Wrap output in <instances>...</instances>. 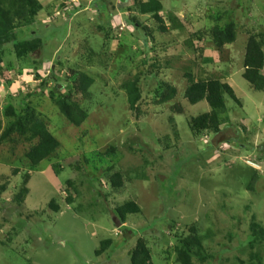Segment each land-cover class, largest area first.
Segmentation results:
<instances>
[{
	"label": "rangeland",
	"instance_id": "1",
	"mask_svg": "<svg viewBox=\"0 0 264 264\" xmlns=\"http://www.w3.org/2000/svg\"><path fill=\"white\" fill-rule=\"evenodd\" d=\"M38 1L43 8L31 30L19 19L13 25L17 39L33 34L42 39L41 62L36 54L17 58L12 43L5 45L1 64L15 77L20 73L21 82L0 85V112L7 104L19 111L18 105L31 101L60 147L33 167L24 157L29 141H0V185L8 180L0 193V264H129L139 237L149 246L152 264H179L175 245L191 225L205 258L194 257L196 264H259L254 252L264 264V241L249 242L251 226L264 229V93L253 91L242 77L248 37L264 34V0H159L166 33L150 15L119 0ZM101 4L108 10L102 9V29L97 17ZM173 18L183 27L171 28ZM215 26L235 28V41L221 51L210 37ZM197 32L202 36L193 39V47L185 45ZM56 48L61 67L52 56ZM52 64L61 93L70 69L94 80L91 99L76 96L87 113L77 127L51 102L48 91L54 83L46 82L47 93L38 88L42 80L35 73ZM185 73L195 80L228 83L239 99L240 106L225 95L217 135L191 133L189 119L210 108L205 101L184 99ZM127 80L139 81L136 116L121 88ZM162 82L177 93L158 104L155 89ZM27 88L34 96L25 102ZM174 103L185 112L173 113ZM5 123L0 116V134ZM14 169L19 171L15 176ZM114 172L122 175L120 188L110 184ZM26 173L29 193L20 205L13 196ZM253 173L258 179L249 191ZM68 196L73 203H66ZM52 199L58 212L48 206ZM125 201H134L141 212L122 222L114 209ZM105 239L112 244L95 256Z\"/></svg>",
	"mask_w": 264,
	"mask_h": 264
},
{
	"label": "trees",
	"instance_id": "2",
	"mask_svg": "<svg viewBox=\"0 0 264 264\" xmlns=\"http://www.w3.org/2000/svg\"><path fill=\"white\" fill-rule=\"evenodd\" d=\"M122 4L134 5L137 12L141 15H150V17L157 23V27L160 33H166L169 29L164 23L161 11L162 5L159 0H146L138 1L135 0H119ZM107 2V1H106ZM118 2V0H117ZM119 2V4H120ZM102 5V4H101ZM104 5L101 9L103 11H108ZM100 8V6H98ZM130 6H127V10ZM43 6L38 0H0V76H5L7 68L3 67L1 64V55L5 45L12 43L13 53L16 54L17 58L30 57L36 54L39 61L42 56V46L43 42L40 37L36 34L27 36L28 38H23L22 40L17 39L14 35V25L15 19H19L23 26H31L34 22L36 14L42 10ZM100 12V10H99ZM99 12H97L99 14ZM111 15V14H110ZM125 23L134 26L129 19H125ZM171 28L179 29L183 27V24L177 19H171ZM100 29L105 26V24L99 23ZM135 27V26H134ZM29 27L28 29H32ZM120 28V26H119ZM27 29V30H28ZM112 30V28H111ZM200 32L190 34V38L184 41L185 45L188 47H193V39H200L202 35ZM210 37L215 45V47L221 51L226 45H230L235 41V28L233 26L218 27L215 26L210 29ZM147 39V38H146ZM145 39V41H146ZM264 34L259 33V35H250L246 41L245 52L243 57V73L242 77L246 80L250 88L255 92L264 93ZM39 56V57H38ZM32 57L31 59H33ZM35 57L33 61H37ZM41 62V61H40ZM56 66L62 65L61 59L55 60ZM50 74L46 77L38 72L35 73L36 78L42 80L41 85L38 87L45 93L46 82L51 80L54 84L52 89L48 91L49 98L51 102L57 107L59 113L66 119V121L72 126L81 125L87 113L85 108L80 102L76 100V96L80 95L82 99H91L90 87L93 85L94 80L88 74L77 69H70L68 77H65V92H60L58 89V84L60 77L55 75L54 70L48 66ZM187 85L183 92L184 99L189 104H196L201 101H205L209 106V111L199 114L197 116L191 117L188 121V126L192 134H199L203 131H209L217 135L221 132L220 129V116L225 113L226 106L224 97L227 95L234 103L240 106V101L236 97L232 87L225 82H221L219 79H204L195 80L191 73H185ZM37 86V85H36ZM121 88L126 93L127 103L131 112H134L135 116L139 114V102L141 100V89L139 87L138 80H127L122 85ZM24 101L34 93L30 94L28 89ZM177 89L169 84L162 82L159 84L157 89H155V94L157 97V103L163 104L167 103L176 96ZM20 95V93L18 94ZM9 98V97H8ZM25 106H19V111L16 110L15 106L12 104H7V106L0 112V116L6 120L4 128L0 134V141L9 140L11 142H16L19 139L27 140L30 142L29 148L25 151L24 157L29 161L30 165L35 167L39 163L48 159L53 155L58 148L60 143L57 138L48 130L47 124L41 117L38 109L31 105V101H28ZM171 111L175 114H183L185 112L183 106L179 103H174L170 107ZM174 114V115H175ZM171 124L174 125L175 119L171 118ZM174 122V123H173ZM175 126V125H174ZM174 135L177 132L174 130ZM160 141V140H159ZM54 172L59 174V171L55 165ZM18 170L14 169L13 176L18 174ZM258 179V175L253 173L249 184L247 185V190L253 191V185ZM8 181V180H7ZM7 181L0 185V193H3L7 188ZM29 181V175L26 173L22 177L21 185L18 192L13 196V201L17 204H22L25 200L26 195L29 193V188L27 186ZM110 184L113 188H120L123 185V179L120 172H114L109 176ZM66 184L73 187V182L67 180ZM66 203H73L71 196L66 198ZM50 209L54 212H58L59 206L50 200L48 203ZM115 213L118 215L120 220L124 222L128 215L139 214L141 212L139 206L134 201H125L121 205H118L114 209ZM251 235L249 236V242L253 240L264 241V229L257 230L256 227L251 226ZM112 244L110 239L102 240L99 244L98 249L95 250V256L102 255ZM252 244V243H251ZM176 253V260L179 264H196L193 258H198L199 260H204L202 255L203 246L198 235L197 228L191 225L188 228V234L185 237H181L179 245H175L174 249ZM253 258L257 259L259 264H261V258L257 252L253 253ZM129 264H152L151 253L146 240L139 237L135 240L132 249L129 252Z\"/></svg>",
	"mask_w": 264,
	"mask_h": 264
},
{
	"label": "built area",
	"instance_id": "3",
	"mask_svg": "<svg viewBox=\"0 0 264 264\" xmlns=\"http://www.w3.org/2000/svg\"><path fill=\"white\" fill-rule=\"evenodd\" d=\"M122 29V27H120ZM14 73L12 71H8L7 73H5V76H0V85L4 88L5 84H9V87L11 86V84L15 83V82H21L20 77L21 75L19 73H16V77L13 75ZM49 74V70H45L43 76H47ZM28 90V88L26 89ZM8 92H5V96L8 95ZM252 164V163H250Z\"/></svg>",
	"mask_w": 264,
	"mask_h": 264
},
{
	"label": "crops",
	"instance_id": "4",
	"mask_svg": "<svg viewBox=\"0 0 264 264\" xmlns=\"http://www.w3.org/2000/svg\"><path fill=\"white\" fill-rule=\"evenodd\" d=\"M95 6H96V5H95ZM102 7L104 8V5H101V6H100V9H101ZM98 12H99V11H98ZM104 12H105V11H104ZM102 15L104 16L103 11H102V9H101L100 12H99V14H97V17H98V19L100 20L99 23H102V20H103V16H102ZM101 17H102V18H101ZM104 20H105V19H104ZM99 23H98V24H99ZM57 50H58V48H56V49L54 50V52H53L54 54H53L52 56L55 55V56H57V59H60V57L57 55V53H58ZM40 56H41V55H40ZM243 57H244V56H243ZM57 59H56V60H57ZM50 60H51V59L48 60V63H50ZM55 65H56V64H55ZM54 68H55V67L53 66V69H54Z\"/></svg>",
	"mask_w": 264,
	"mask_h": 264
},
{
	"label": "clouds",
	"instance_id": "5",
	"mask_svg": "<svg viewBox=\"0 0 264 264\" xmlns=\"http://www.w3.org/2000/svg\"><path fill=\"white\" fill-rule=\"evenodd\" d=\"M46 66H47V65H46ZM52 66H54V65L52 64V65L49 66V67L51 68ZM41 68H42V72L38 71L40 74H44L45 70H48V67L41 66L40 69H41ZM51 69H53V68H51ZM53 70H54V69H53ZM8 71H12V72L14 73V71L11 70V69H7L5 73H7ZM54 72H55V71H54ZM19 74H20V73H19ZM49 74H50V71H49ZM44 77H46V76H44ZM27 91H28V90H27ZM249 164H250V163H249ZM250 165H253V163L250 164ZM257 166H258V165H257Z\"/></svg>",
	"mask_w": 264,
	"mask_h": 264
}]
</instances>
